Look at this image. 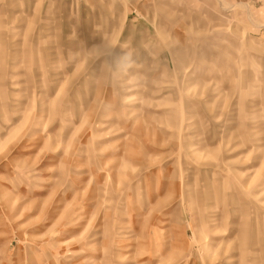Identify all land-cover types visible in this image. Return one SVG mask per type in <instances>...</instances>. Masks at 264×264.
<instances>
[{"label":"rangeland","instance_id":"obj_1","mask_svg":"<svg viewBox=\"0 0 264 264\" xmlns=\"http://www.w3.org/2000/svg\"><path fill=\"white\" fill-rule=\"evenodd\" d=\"M0 264H264V0H0Z\"/></svg>","mask_w":264,"mask_h":264}]
</instances>
